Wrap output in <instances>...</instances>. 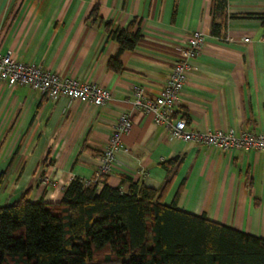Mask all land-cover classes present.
I'll return each instance as SVG.
<instances>
[{
	"label": "crops",
	"instance_id": "obj_1",
	"mask_svg": "<svg viewBox=\"0 0 264 264\" xmlns=\"http://www.w3.org/2000/svg\"><path fill=\"white\" fill-rule=\"evenodd\" d=\"M97 8V19L90 13ZM264 0H226L223 14L212 0H0V52L62 78L93 82L111 100L101 107L64 98L47 99L28 87L0 82V198L10 204L29 191L31 201L58 204L74 179L160 190L163 204L218 226L264 240V153L223 151L171 140L150 115L133 109L132 87L154 99L188 36H205L191 62L175 116L189 131L264 134ZM224 17L223 36L212 22ZM139 22L136 47L109 68L118 45L104 23L126 29ZM122 114L132 127L122 137L126 153L113 170L98 175L99 159ZM179 157L168 172L162 163ZM52 185L44 186L42 179Z\"/></svg>",
	"mask_w": 264,
	"mask_h": 264
},
{
	"label": "trees",
	"instance_id": "obj_2",
	"mask_svg": "<svg viewBox=\"0 0 264 264\" xmlns=\"http://www.w3.org/2000/svg\"><path fill=\"white\" fill-rule=\"evenodd\" d=\"M225 6L226 0H212L214 16ZM90 16L97 19L96 7ZM224 26V17L213 20L212 36L221 38ZM104 29L118 45L109 68L119 72L121 54L140 39L139 22L126 29L104 23ZM180 162L161 166L169 174ZM170 183L158 191L133 184L122 192L74 179L58 204L31 201L26 191L0 206V264H264V240L177 210L180 190L165 206Z\"/></svg>",
	"mask_w": 264,
	"mask_h": 264
},
{
	"label": "built area",
	"instance_id": "obj_3",
	"mask_svg": "<svg viewBox=\"0 0 264 264\" xmlns=\"http://www.w3.org/2000/svg\"><path fill=\"white\" fill-rule=\"evenodd\" d=\"M204 41L205 36L201 31H194L188 36L156 98L149 99L139 86L132 87L133 109L150 115L153 123L163 127L171 140L214 146L223 151L249 150L264 153V134L234 130L205 133L189 131L185 118L175 116V106L185 86L191 62L200 55ZM0 82L6 83L10 88L28 87L47 99L64 98L68 102L78 101L94 107H101L111 100L110 93L93 82L62 78L42 70L37 65L22 63L12 51L0 52ZM131 127L130 116L122 114L113 127L108 144L100 156L98 175L109 174L115 165L116 155L119 152H127L123 146L122 137L130 131ZM42 184L46 187L52 185L46 178L42 179ZM84 184L89 185L88 182Z\"/></svg>",
	"mask_w": 264,
	"mask_h": 264
},
{
	"label": "rangeland",
	"instance_id": "obj_4",
	"mask_svg": "<svg viewBox=\"0 0 264 264\" xmlns=\"http://www.w3.org/2000/svg\"><path fill=\"white\" fill-rule=\"evenodd\" d=\"M5 203L2 198H0V206H3Z\"/></svg>",
	"mask_w": 264,
	"mask_h": 264
}]
</instances>
